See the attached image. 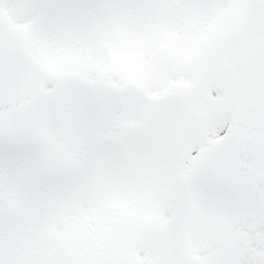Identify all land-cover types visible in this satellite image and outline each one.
I'll return each instance as SVG.
<instances>
[{"label":"snow or ice","instance_id":"6c2138e0","mask_svg":"<svg viewBox=\"0 0 264 264\" xmlns=\"http://www.w3.org/2000/svg\"><path fill=\"white\" fill-rule=\"evenodd\" d=\"M0 264H264V0H0Z\"/></svg>","mask_w":264,"mask_h":264}]
</instances>
